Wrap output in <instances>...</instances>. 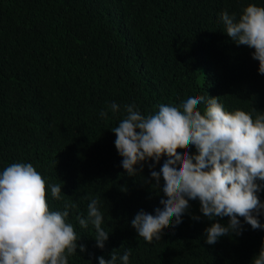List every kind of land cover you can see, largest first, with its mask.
Wrapping results in <instances>:
<instances>
[{"label":"trees","instance_id":"1","mask_svg":"<svg viewBox=\"0 0 264 264\" xmlns=\"http://www.w3.org/2000/svg\"><path fill=\"white\" fill-rule=\"evenodd\" d=\"M250 3L264 6V0H0V171L31 163L47 185H60V200L48 189L49 208L72 206L67 222L86 249L78 247L69 264H98L114 249L118 256L131 249L129 264H251L259 253L264 230L247 224L242 235L207 244L205 229L226 226L229 218L209 221L198 200L161 240L139 238L131 220L162 207L163 180L161 193L155 181L145 183L152 161L129 177L111 131L124 105L148 115L159 104L179 106L200 95L219 97L229 112L264 113L259 62L219 19L223 11L239 16ZM112 103L119 112L112 113ZM257 195L264 203V189ZM93 198L109 235L102 250L94 226L82 229L76 220L87 216ZM259 219L264 224V215Z\"/></svg>","mask_w":264,"mask_h":264},{"label":"clouds","instance_id":"2","mask_svg":"<svg viewBox=\"0 0 264 264\" xmlns=\"http://www.w3.org/2000/svg\"><path fill=\"white\" fill-rule=\"evenodd\" d=\"M226 35L237 45L252 49L264 75V6L248 4L237 16L227 11L219 17ZM203 105V108L200 106ZM112 113L120 106L112 103ZM152 114H141L135 104L123 106V118L112 128L121 167L129 177L150 165L152 187L161 193L155 214L140 210L131 220L139 238L151 243L161 240L165 228L175 229L188 213L190 201L198 200L200 212L209 221L228 217L225 226L213 222L205 229L206 243L214 245L220 237L240 236L244 224L264 230L259 217L264 203L257 193L264 189V113L253 109L226 111L219 97H188L179 106L159 104ZM108 113L101 111L106 118ZM194 146L195 153H190ZM164 163L155 170L162 158ZM139 169V171H138ZM61 199L59 184L47 185L31 163H12L0 171V264H69L68 257L86 251L78 244L74 226L67 222L70 204L64 210H50L48 189ZM99 200L91 199L87 216L77 215L80 228H95L96 246L104 249L109 235L102 227ZM193 220L200 217L192 216ZM239 218H243V224ZM123 246V245H122ZM121 246V247H122ZM131 249L110 258L98 257V264H129ZM251 264H264V243Z\"/></svg>","mask_w":264,"mask_h":264}]
</instances>
